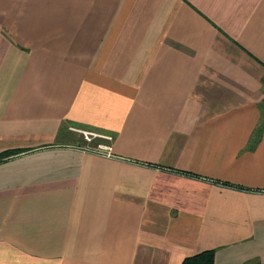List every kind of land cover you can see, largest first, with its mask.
Listing matches in <instances>:
<instances>
[{
	"label": "crops",
	"instance_id": "crops-1",
	"mask_svg": "<svg viewBox=\"0 0 264 264\" xmlns=\"http://www.w3.org/2000/svg\"><path fill=\"white\" fill-rule=\"evenodd\" d=\"M4 153L0 264H264V0H0Z\"/></svg>",
	"mask_w": 264,
	"mask_h": 264
},
{
	"label": "built area",
	"instance_id": "built-area-1",
	"mask_svg": "<svg viewBox=\"0 0 264 264\" xmlns=\"http://www.w3.org/2000/svg\"><path fill=\"white\" fill-rule=\"evenodd\" d=\"M71 130H75V129L72 128ZM76 131L79 132V135L82 137V139L85 142V144L83 145L76 146L82 152H91L104 156H110L111 146L109 142H111L112 140L111 136L98 134L87 130H76Z\"/></svg>",
	"mask_w": 264,
	"mask_h": 264
},
{
	"label": "trees",
	"instance_id": "trees-1",
	"mask_svg": "<svg viewBox=\"0 0 264 264\" xmlns=\"http://www.w3.org/2000/svg\"><path fill=\"white\" fill-rule=\"evenodd\" d=\"M5 154L0 155V159L5 157ZM214 252L212 250L203 251L195 255L185 258L181 264H213Z\"/></svg>",
	"mask_w": 264,
	"mask_h": 264
},
{
	"label": "rangeland",
	"instance_id": "rangeland-1",
	"mask_svg": "<svg viewBox=\"0 0 264 264\" xmlns=\"http://www.w3.org/2000/svg\"><path fill=\"white\" fill-rule=\"evenodd\" d=\"M72 129V128H71ZM70 128H69V131H71V132H73V133H79V132H77L76 130H71ZM96 140V139H95ZM84 141V140H83ZM109 143H111V142H109ZM108 143V144H109Z\"/></svg>",
	"mask_w": 264,
	"mask_h": 264
}]
</instances>
